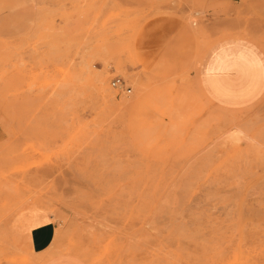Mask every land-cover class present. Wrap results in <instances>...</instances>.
Masks as SVG:
<instances>
[{
  "label": "rangeland",
  "instance_id": "1",
  "mask_svg": "<svg viewBox=\"0 0 264 264\" xmlns=\"http://www.w3.org/2000/svg\"><path fill=\"white\" fill-rule=\"evenodd\" d=\"M225 49L264 66V0H0V264L45 220L75 264H264V88L213 100Z\"/></svg>",
  "mask_w": 264,
  "mask_h": 264
},
{
  "label": "crops",
  "instance_id": "2",
  "mask_svg": "<svg viewBox=\"0 0 264 264\" xmlns=\"http://www.w3.org/2000/svg\"><path fill=\"white\" fill-rule=\"evenodd\" d=\"M217 53L209 59L202 77L206 93L218 103L229 107L241 106L258 96L264 88V66L251 59L245 50ZM255 54L256 51H248ZM56 226L50 220L35 223L27 233L28 247L35 262L41 264H75L71 258L48 255ZM41 260V261H40Z\"/></svg>",
  "mask_w": 264,
  "mask_h": 264
},
{
  "label": "built area",
  "instance_id": "3",
  "mask_svg": "<svg viewBox=\"0 0 264 264\" xmlns=\"http://www.w3.org/2000/svg\"><path fill=\"white\" fill-rule=\"evenodd\" d=\"M112 85L117 88V89H120V90H125L127 92H130V87L129 86H124L123 82L121 81L120 78H114L113 81H112Z\"/></svg>",
  "mask_w": 264,
  "mask_h": 264
},
{
  "label": "bare ground",
  "instance_id": "4",
  "mask_svg": "<svg viewBox=\"0 0 264 264\" xmlns=\"http://www.w3.org/2000/svg\"><path fill=\"white\" fill-rule=\"evenodd\" d=\"M104 84H105V83H104ZM104 86H105V85H104ZM141 99H142L141 96L137 97V98L135 99V103H138Z\"/></svg>",
  "mask_w": 264,
  "mask_h": 264
}]
</instances>
